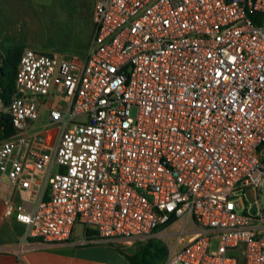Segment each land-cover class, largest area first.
Masks as SVG:
<instances>
[{
    "label": "built area",
    "instance_id": "built-area-1",
    "mask_svg": "<svg viewBox=\"0 0 264 264\" xmlns=\"http://www.w3.org/2000/svg\"><path fill=\"white\" fill-rule=\"evenodd\" d=\"M93 21L83 58L21 51L0 213L44 243L182 221L161 264H264V0H96Z\"/></svg>",
    "mask_w": 264,
    "mask_h": 264
},
{
    "label": "crops",
    "instance_id": "crops-1",
    "mask_svg": "<svg viewBox=\"0 0 264 264\" xmlns=\"http://www.w3.org/2000/svg\"><path fill=\"white\" fill-rule=\"evenodd\" d=\"M94 1L96 2V0H0V32L9 30L10 25H22L27 14H40L49 9L55 15L57 25L68 31L66 37L70 41L69 46L77 48L62 55L83 58L86 54V51L82 54L83 48L88 47L94 33L93 30L90 36L88 31L92 26L95 29L90 5ZM25 45L27 48L36 49L35 45ZM4 209L0 206V212ZM81 228L77 230L75 225L70 239L65 242L44 243L33 239L25 242L24 224L13 214L0 213V264H129L127 255L134 253L120 245L126 242L94 241L91 238V231L87 233L83 226Z\"/></svg>",
    "mask_w": 264,
    "mask_h": 264
},
{
    "label": "rangeland",
    "instance_id": "rangeland-1",
    "mask_svg": "<svg viewBox=\"0 0 264 264\" xmlns=\"http://www.w3.org/2000/svg\"><path fill=\"white\" fill-rule=\"evenodd\" d=\"M91 5V15L94 11L95 1ZM85 15V14H84ZM55 15L46 9L45 12L40 14H27L24 17L22 25L14 24L8 27L6 32H0V66H3L4 59L7 55L8 48L12 46L20 47L21 50L27 47L25 44L35 45L38 50L52 51L58 53H70L71 49H77L70 47L68 37L66 33L68 31L63 30L61 26H58ZM94 28L88 31L90 36ZM86 33V31H84ZM83 33V34H84ZM87 46L83 48L82 54L87 51ZM86 53V52H85ZM81 225H77V230L82 229ZM182 221L177 222L174 225L164 226L159 228L154 235L144 242H132L121 243L120 245L129 252L136 253L139 249L147 245L149 242L153 244L150 250H154V247L161 249L167 248L175 242V232L181 229ZM218 246L217 240H212L210 249L214 250ZM164 256L156 258L152 264H161L164 260Z\"/></svg>",
    "mask_w": 264,
    "mask_h": 264
},
{
    "label": "trees",
    "instance_id": "trees-1",
    "mask_svg": "<svg viewBox=\"0 0 264 264\" xmlns=\"http://www.w3.org/2000/svg\"><path fill=\"white\" fill-rule=\"evenodd\" d=\"M21 51V48L16 46L8 48L3 66H0V95L5 99L14 88V72ZM0 127H2L3 137L10 135L13 131L12 125L7 116H0ZM2 136L0 135V137ZM151 246H153V244L149 242L136 253L127 255L129 264H152L156 258H160L165 255V248L158 249L154 247V250L151 251Z\"/></svg>",
    "mask_w": 264,
    "mask_h": 264
},
{
    "label": "water",
    "instance_id": "water-1",
    "mask_svg": "<svg viewBox=\"0 0 264 264\" xmlns=\"http://www.w3.org/2000/svg\"><path fill=\"white\" fill-rule=\"evenodd\" d=\"M248 198L252 201L253 200V197H252V195H251V193H250V191H248ZM254 206L252 207V210H254Z\"/></svg>",
    "mask_w": 264,
    "mask_h": 264
}]
</instances>
